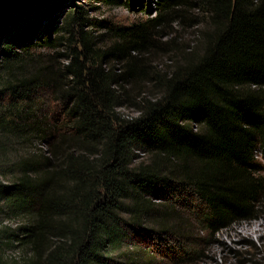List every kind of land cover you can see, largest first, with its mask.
Returning a JSON list of instances; mask_svg holds the SVG:
<instances>
[{"label":"trees","instance_id":"trees-1","mask_svg":"<svg viewBox=\"0 0 264 264\" xmlns=\"http://www.w3.org/2000/svg\"><path fill=\"white\" fill-rule=\"evenodd\" d=\"M80 1L0 0V177L17 173L0 213L29 219L13 239L0 228V252L15 239L25 264H161L147 239H164L191 264L197 230L264 216V0H155L129 26ZM35 141L43 153L1 160Z\"/></svg>","mask_w":264,"mask_h":264},{"label":"rangeland","instance_id":"rangeland-1","mask_svg":"<svg viewBox=\"0 0 264 264\" xmlns=\"http://www.w3.org/2000/svg\"><path fill=\"white\" fill-rule=\"evenodd\" d=\"M143 2L142 7L134 5L133 8L125 5H109L100 0H81L79 3L84 4V6L89 9V15L94 19L104 20L106 22L108 21L116 26H129L134 21L147 16L149 13L155 12V0H143ZM91 29L96 30V28ZM103 31L105 32V29ZM46 95L48 98H45ZM46 95H38L35 97L41 108L38 115L41 120L52 122L56 113L55 102L51 98L50 94L47 93ZM41 96H45L44 99L41 98ZM123 111L137 115V112H133L129 108H126ZM47 145L48 144L45 146V144L35 141L30 145H26L25 151H23L24 147L14 145L11 153H5L1 160L5 161L7 166L18 156L23 155L26 152L31 151L33 155L43 153V151L47 148ZM260 158L262 175L264 176V153H260ZM11 167L12 166L9 168L8 166L6 170L3 168L7 171L5 175L0 177L4 182L11 183L14 181L16 171L13 172L14 170H12ZM184 202L185 200L183 203ZM179 208L184 217L193 223V210L195 211V209L193 207V210L189 209L185 204H182ZM28 223L29 219L26 216L19 215L8 217L5 214L0 213V228L6 227V233L11 239H13V235L21 234L23 232L22 229L28 225ZM197 231L195 232V236H198L199 238L201 236L204 237V239L207 238V241H201V244L199 245V248L203 249L201 256L199 259H194L191 264H214L216 261H227L231 264H264V262L258 258L264 255L262 253L264 252V216L262 218L233 225L213 237L206 236L203 231ZM137 237L141 238V235H138ZM133 238L136 239V234L133 235ZM12 241H14L12 245L4 247L0 252V264H25L27 257L30 256V253L25 252V249L19 246L18 240L14 239ZM246 242L251 243L252 245L254 244V247L245 246ZM147 245L155 247L160 251L159 257L161 264H175L171 261V258L173 255L176 256V254H171V247H169L170 243H167L166 240L147 239ZM191 245H193L192 247L195 246L194 244ZM245 251L248 252V254L246 257L242 258L240 253ZM244 259H246L245 263Z\"/></svg>","mask_w":264,"mask_h":264}]
</instances>
